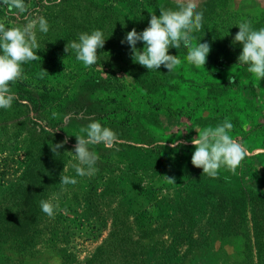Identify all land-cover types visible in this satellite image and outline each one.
Here are the masks:
<instances>
[{
  "label": "rangeland",
  "instance_id": "obj_1",
  "mask_svg": "<svg viewBox=\"0 0 264 264\" xmlns=\"http://www.w3.org/2000/svg\"><path fill=\"white\" fill-rule=\"evenodd\" d=\"M195 2L203 28L193 35L208 42L210 52L196 67L187 62L186 48L170 47L182 60L172 72L133 62L121 40L147 27L160 7L175 9V0H24L26 13L0 3L6 26L23 25L25 16L44 17L49 25L46 34L37 33L41 60L25 63L40 71L32 93H45L47 116L24 100L0 108V207L11 208L13 190L41 193L31 235L19 245L0 235V264H224L239 248L219 234V222L242 218L247 239L253 238L251 207L239 213L227 193L264 190V78L257 81L237 63L241 45L232 39L242 21L264 27V0ZM96 29L106 37L101 59L85 67L65 45ZM225 119L248 154L234 174L221 167L211 178L192 165L191 139ZM92 120L111 128L118 143L90 145L98 171L78 176L70 151ZM173 141L182 143L173 148ZM63 175L77 183L62 186ZM42 200L56 206L53 217L41 210ZM190 240L200 247L190 250ZM187 254L193 255L182 262ZM251 254L255 262L254 248Z\"/></svg>",
  "mask_w": 264,
  "mask_h": 264
},
{
  "label": "clouds",
  "instance_id": "obj_2",
  "mask_svg": "<svg viewBox=\"0 0 264 264\" xmlns=\"http://www.w3.org/2000/svg\"><path fill=\"white\" fill-rule=\"evenodd\" d=\"M47 2V0H45ZM60 0H56L59 3ZM175 9L159 8V15H150L148 26L137 32L135 28L128 31L121 43L130 47L131 59L148 70H158L163 65L168 72L182 64L177 55L169 53V48L178 49L181 46L187 49L186 60L188 63L200 67L206 63L210 52L208 42H198L193 33L203 28V13L197 11L195 0H175ZM10 12L26 13L24 0H0ZM23 25L6 26L0 23V108L9 109L17 99L10 85L22 79V64L41 60L37 55L40 43L37 33L46 34L49 25L44 17H24ZM124 25V21H121ZM239 31L236 32L232 43H239L241 51L237 63L247 65L249 73L257 81L264 78V27L253 29L247 20L238 23ZM106 37L103 31L96 29L78 34V41L73 40L65 45V52L71 50L77 61L85 67L93 66L101 57L98 50L102 49ZM143 42V48H137V42ZM45 71V70H44ZM234 80H230V83ZM55 116V114H53ZM233 124L225 119L216 126L205 127L191 139L194 151L191 155L193 166L202 169V173L211 178L218 176L219 169L225 167L233 174L246 157L247 149L230 135ZM74 158L77 163L72 164L78 176H92L98 168L95 167L98 156L90 151V145L103 144L105 148H112L118 143L117 134L109 127L102 126L99 121L92 120L75 135ZM163 141L161 147L164 145ZM67 137L54 144L51 149L58 153ZM182 142L173 141L171 147L176 148ZM165 179L174 183L175 178L165 176ZM61 185L75 184L74 177L60 176ZM41 210L49 217L54 216L55 205L47 200L40 201Z\"/></svg>",
  "mask_w": 264,
  "mask_h": 264
},
{
  "label": "trees",
  "instance_id": "obj_3",
  "mask_svg": "<svg viewBox=\"0 0 264 264\" xmlns=\"http://www.w3.org/2000/svg\"><path fill=\"white\" fill-rule=\"evenodd\" d=\"M22 79L10 85L13 93L17 99L14 103L27 101L31 104L35 111L40 113H48L46 102L43 100L45 93H42L39 98H34L32 88L33 79L40 80L39 70L28 66L22 65ZM29 79V80H28ZM44 114V115H46ZM47 116V115H46ZM44 121V120H42ZM46 123V122H45ZM47 127V126H46ZM42 132L49 133L47 128H42ZM40 190H13V198L11 208L0 207V235H5L19 242L25 241L31 235L33 230L34 221H36L38 214V199L41 196ZM231 202L237 207L239 213H243L245 208L251 207L252 209V225H253V238L247 239L246 232L242 228V218L239 216L237 222H231V218H227L224 222L218 223V231L223 237H232L239 248V256L236 259H224V264H264V190L254 191L245 190L240 188L234 191L231 197V191L227 193ZM228 213V212H227ZM213 227V225H212ZM177 245L180 243H176ZM200 247L195 241L190 240L188 248L197 249ZM13 248L17 252L19 249L17 245L13 244ZM253 248L257 252L255 262L252 260ZM193 255V254H192ZM183 255L181 261L189 260L192 257ZM217 263V259H214ZM253 262V263H252Z\"/></svg>",
  "mask_w": 264,
  "mask_h": 264
}]
</instances>
